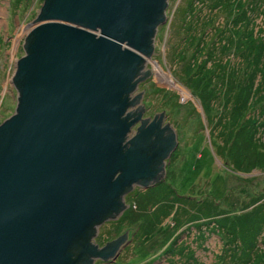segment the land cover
<instances>
[{
    "label": "water",
    "instance_id": "obj_1",
    "mask_svg": "<svg viewBox=\"0 0 264 264\" xmlns=\"http://www.w3.org/2000/svg\"><path fill=\"white\" fill-rule=\"evenodd\" d=\"M167 0H43L14 64V112L0 122V264H89L99 222L152 183L176 143L164 111L140 117ZM131 107L126 110V107ZM137 130L130 129L135 120Z\"/></svg>",
    "mask_w": 264,
    "mask_h": 264
},
{
    "label": "rangeland",
    "instance_id": "obj_2",
    "mask_svg": "<svg viewBox=\"0 0 264 264\" xmlns=\"http://www.w3.org/2000/svg\"><path fill=\"white\" fill-rule=\"evenodd\" d=\"M42 2L43 0H0V122L14 112L17 102L16 91L10 79L16 60L24 54L25 37L31 29V24ZM188 2L189 0H167L166 19L155 32L150 60L143 62V69L149 70L150 77L144 81L138 80L136 83L138 87L135 90V93L143 90L142 98L145 99L143 104L146 106L144 115L152 116L163 110L166 113V121L177 133V150L169 167V176L165 183L155 189L164 187L170 189L171 187L180 198L170 193L162 196L165 203L170 205V213L158 222L152 223L153 228L145 229V232L141 225L143 216L140 215H132L124 219L116 215L101 222L96 227L97 232L93 238V243H96L97 247L118 238L127 230L130 231L129 234L134 232L135 235L130 243L126 244L124 251L115 252V257L117 254L118 256L114 257V260L108 258L93 264H242L241 257L248 256L245 254L241 239L231 240L232 236L229 235L226 227L222 228L219 235L215 233L216 231H212V220L214 219L211 215L226 217L225 220L229 222L234 214L244 213L252 205L263 203L264 167L247 172L239 171L226 155L227 150H224L225 154H223L217 148V143L220 142L224 149L230 145L232 135L228 131L232 120L227 125L225 122L228 120L231 106L227 107V102L223 104V101L226 97L227 100L233 102L234 95L239 88L235 87L231 90L222 88L219 84L221 79L219 76L211 77L209 82L212 69H205L206 73L204 70L198 72L199 65L207 66L213 60L205 61L208 55H216L220 51L221 45L218 41L220 30L215 31L212 27L209 29V27L202 26L203 31L207 33L205 37L207 45L199 42V48L202 49L201 55L193 54L192 45L199 38L197 29L201 25L199 27L197 24L196 31L195 27L191 31L187 25L192 20L196 24L201 13L205 14L209 9L208 3L203 4L201 0L193 1L194 6L192 5L189 9ZM225 20L226 17L216 11L211 23L219 25ZM253 23H255L253 30L258 31V38L261 39L256 38L255 40L257 45L255 55L248 53L249 51L245 49L246 38L249 36L247 31L244 32L243 36L246 38L242 40V46L238 51L243 53L242 56L231 50H225L221 55L223 58H229L228 64L231 67L233 65V70L230 71L232 75L235 76V72L238 71L236 68L241 66V85L246 89L251 86L254 90L249 114L258 123L256 134L259 135V132H264V111L261 112L264 110V75L258 81L260 75L257 73L264 67V17H254ZM218 28L216 26V29ZM210 39L215 48L211 47ZM231 44L227 48L230 46L233 48L235 41ZM210 47L214 51L208 53ZM244 54L247 55L244 56ZM256 54L257 57L259 56L257 60ZM215 58L217 57L214 56ZM192 59L195 60L189 71L186 62ZM153 62L158 64L164 74L156 72ZM257 67L253 82L250 83L247 81L248 76ZM213 69L217 70L216 67ZM192 72L193 74L195 72L193 77ZM167 76L175 86L166 80ZM188 76H191V80ZM199 77H201V84H207L206 88H216L209 90L210 94L214 92L212 95L214 98L210 100L209 114L204 107L207 89L201 84L198 88L192 87L191 84L192 80L195 81ZM218 118H221V123L217 121ZM213 130L215 137L211 136ZM218 131L221 136H217ZM212 138L215 139L212 140ZM153 190L154 188H149V190L134 192L128 199L130 208L138 210L136 206L138 196L152 195ZM208 201L210 203L215 201V207L210 213L203 214L198 205L202 202L208 203ZM152 202L158 203V198L151 199L145 210L150 209ZM209 220L211 222H207ZM166 246H170L171 250L164 253ZM255 247L250 262L251 264H262L264 261L263 234Z\"/></svg>",
    "mask_w": 264,
    "mask_h": 264
},
{
    "label": "trees",
    "instance_id": "obj_3",
    "mask_svg": "<svg viewBox=\"0 0 264 264\" xmlns=\"http://www.w3.org/2000/svg\"><path fill=\"white\" fill-rule=\"evenodd\" d=\"M195 0H189L188 2V7L189 9L194 6ZM203 4L208 3V12L207 13H201V16L198 18V22L193 23V20L189 22L188 29H191L193 31L195 27V31L197 29V24H199L200 28L197 29V36L199 37L198 40H196V43L192 45V52L195 55H201V48H199L200 43L202 45H207V40H205V37L207 33L203 31L205 27H209V29L212 27L214 28L213 30H220L218 33V41H220V51H218L215 54H211L207 56V60H211L209 65L207 66L205 64L199 65L200 69L199 70H204L206 73L205 69H212V72L209 74V82L210 79L219 76L220 79V85L222 88L229 89L231 88H239L238 92L234 95V101L230 102V100H227L226 97H224L223 104L226 103L227 107H229L230 114H228V120L225 122L227 125L230 120H232V124H230V129L228 133L232 135V139L229 141L230 145L228 146V143L226 142V147H222L221 142L217 143V148L218 150L225 154L224 150L226 151V155L228 156L229 160L231 161L232 165L239 171L247 172L251 171L252 169L255 168H263L264 167V132H259V135L256 134L257 131V122L255 118L252 119V115H250V106H251V100L254 95V90L250 86V88H245L244 86L241 85L240 82V76H241V66L237 67L235 72V76L230 73L231 70H233V65L232 67L228 64L229 58H223L221 55L224 53L226 50H231L233 53H237L240 56H242V52L239 51V47L242 46V40H245L244 38V32L247 31L249 34L248 38H246L247 42H245L247 46H245V49L249 51L248 53L255 55V49H257L256 45V38H258V31H254L253 25L254 22V17L260 16L264 17V0H201ZM208 1H211L210 3ZM216 11L221 12L223 14V17H226L225 22L221 21L219 25L216 23H211L213 20V17H215ZM193 12V10H192ZM189 15V13H188ZM192 22V23H191ZM220 22V21H219ZM195 24V25H194ZM224 25V26H223ZM204 26V28L202 27ZM216 26L219 28L216 29ZM195 37V36H194ZM214 37V35H213ZM213 39V38H212ZM212 39H210V43L212 42ZM258 40H261L258 38ZM235 41V46L233 44V48H230L227 46L232 45L231 43ZM200 42V43H199ZM214 43H211V47L215 48ZM202 47V46H201ZM210 47V48H211ZM212 48L208 51V53L213 52ZM246 51V53H247ZM204 52V51H203ZM259 52V51H258ZM257 52V54H258ZM256 54V60L257 58ZM247 54H244V56ZM214 56L217 58L214 59ZM195 59H192L191 61L186 62V66L188 70H191V65L194 63ZM204 60V59H202ZM201 60V61H202ZM201 61L199 63H201ZM198 63V64H199ZM240 65V61H239ZM213 67H216L217 70H214ZM235 69V68H234ZM258 70L257 69L254 71L252 70L248 76V80L250 83L253 82V79L255 77V74ZM198 72H196L198 74ZM218 72V75H216ZM260 77L258 81L261 80L263 77L264 73V67L263 70H259L257 72ZM195 74V72H194ZM192 72V77L194 76ZM191 76H188L191 80ZM212 77V78H211ZM235 77V80H234ZM238 77V79H236ZM201 77H199L197 80H192L191 82L192 87L195 86V88H198L199 84H201ZM259 83V82H258ZM204 88L207 87V84H201ZM216 87V86H213ZM208 93L206 98V104H204L205 110L207 114H209V109H210V100L214 97H212L213 93L210 94L209 90H214L216 88H206ZM243 89V90H242ZM225 94V92H223ZM230 98V96H229ZM260 98V97H259ZM264 110H261L263 112ZM219 123H221V118H218L217 120ZM220 126V125H219ZM221 127V126H220ZM228 128V127H227ZM224 132L226 130H223ZM215 131L211 132V136L215 137ZM217 136H221L220 131H218ZM215 138H212V140ZM223 143H225L223 141ZM168 187V186H167ZM170 189L160 188V189H154L152 191V195H139V198L137 200V205L138 210L135 208H130L129 210L124 212L121 217L122 219L126 217H130L132 215H140L143 216L142 223L143 225V231L145 232V229H152L153 227L151 226L152 223H155L156 221L158 222L159 220L162 219V217L167 216L170 213V205L165 203L164 198L162 199V196H166L167 194H172L174 197L180 198L174 191L173 188L169 187ZM149 194V192H148ZM141 196V197H140ZM158 198V203L157 202H152L150 209L145 210L147 208V203L153 199V198ZM149 199V200H148ZM215 202V201H214ZM201 203L198 205L199 209L202 210V213L208 214L212 211V209L215 207V203ZM135 206V207H136ZM212 216V231H216L215 233L217 235L220 234V232L223 230L222 228L226 227L228 230V233L230 236H232V239L235 238H240L243 247L245 248V254L248 256H242L241 257V263L242 264H248L252 263L250 262L252 256L254 255L255 249H256V244L261 238V234L264 235V202L258 205H252L251 208L244 212V213H237L234 214L233 217H231V221L227 222L224 217H218L215 215ZM105 219V218H104ZM103 219V220H104ZM101 220L99 224L103 221ZM211 220L207 222H211ZM150 223V224H149ZM140 225V226H141ZM148 225V226H147ZM226 230V231H227ZM240 235V236H239ZM263 240V238H262ZM240 242V240H239ZM243 248V249H244ZM171 250V247L166 246V249L164 250V253H167ZM254 261V260H253ZM264 264V261L262 262Z\"/></svg>",
    "mask_w": 264,
    "mask_h": 264
},
{
    "label": "flooded vegetation",
    "instance_id": "obj_4",
    "mask_svg": "<svg viewBox=\"0 0 264 264\" xmlns=\"http://www.w3.org/2000/svg\"><path fill=\"white\" fill-rule=\"evenodd\" d=\"M150 60V59H149ZM150 74V73H149ZM146 75L145 77H143V79H141V81H144V80H146L148 77H150V75ZM137 85V84H136ZM137 87H138V85L136 86V88H134L130 93H129V95H132V94H135V90L137 89ZM142 95H143V92H142ZM141 95V97H140V101H141V103L143 104V101L145 100V99H143L142 96ZM144 105V104H143ZM130 106L131 105H128L127 107H126V110H128L129 108H130ZM145 110H146V106L144 105V109L142 110V112H141V114H140V117H147V116H145L144 115V112H145ZM157 113V112H156ZM156 113L155 114H153L152 116H150V118H149V120H148V122H150L154 117H155V115H156ZM153 117V118H152ZM140 123H141V121L139 120V119H136L135 120V123L132 125V126H130V129H134V130H137V126L138 125H140ZM165 123H168L169 125H170V123L169 122H167L166 121V113L164 112V115H163V118H162V122H161V124H160V126H162V125H164ZM171 127V126H170ZM175 139H176V143L174 144V146L172 147V149L169 151V153L166 155V156H164L163 158H162V161H163V174L157 179V180H155L154 182H152V183H146V184H144V183H139V182H132V187L131 188H129V189H127L126 191H124L123 193H122V199H123V204H126V206L117 214V215H119V217L124 213V212H126V211H128L129 210V205H128V199L129 198H131L130 196H132V194H134V192H139V191H145V190H149V188L150 189H155V188H157L158 186H161L163 183H165L166 182V180H167V177L169 176V167H170V164H171V162L174 160V158H175V154H176V150H177V133H175ZM163 182V183H162ZM165 185V184H164ZM108 218H110V217H107V218H105V219H108ZM104 219V220H105ZM103 220V221H104ZM102 221V222H103ZM129 232L130 231H128V237H127V239L124 241V243H122L120 246H119V248L117 249V252H122V251H124V249L126 248V244H128V243H130V240L134 237V235H135V233L134 232H131L130 234H129ZM93 238H94V235H92L91 236V239H92V241H93ZM105 245V244H104ZM103 245V246H104ZM97 247V246H96ZM102 247V246H101ZM97 248H99V247H97ZM118 256V254L116 255V257ZM115 257V254L112 256V257H108L109 259H113ZM115 257V258H116ZM108 258H103V257H101V256H98V257H94L93 258V261L91 262V263H89V264H93V263H95V262H98V263H100V262H102V260H107ZM114 258V259H115ZM98 259V260H97ZM113 259V260H114ZM112 260V261H113Z\"/></svg>",
    "mask_w": 264,
    "mask_h": 264
},
{
    "label": "bare ground",
    "instance_id": "obj_5",
    "mask_svg": "<svg viewBox=\"0 0 264 264\" xmlns=\"http://www.w3.org/2000/svg\"><path fill=\"white\" fill-rule=\"evenodd\" d=\"M153 65H154V68L156 69V72H158V73H160V74H164L156 62H153ZM160 74H159V75H160ZM160 78H161V77H160ZM165 79H166V78H165ZM166 80H167L171 85H174V86H175V84H172V83H171V81H170V79H169L168 76H167V79H166ZM180 89H181V88H180ZM181 91H182V90H181ZM186 94H187V93H186ZM162 183H163V182H162ZM140 197H141V196H140ZM138 198H139V196H138Z\"/></svg>",
    "mask_w": 264,
    "mask_h": 264
}]
</instances>
